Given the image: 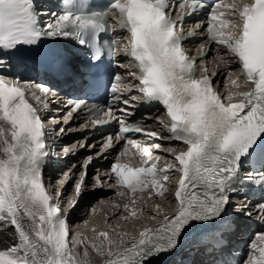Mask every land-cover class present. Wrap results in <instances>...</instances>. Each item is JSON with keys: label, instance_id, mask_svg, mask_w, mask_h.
<instances>
[{"label": "snow or ice", "instance_id": "6c2138e0", "mask_svg": "<svg viewBox=\"0 0 264 264\" xmlns=\"http://www.w3.org/2000/svg\"><path fill=\"white\" fill-rule=\"evenodd\" d=\"M73 2L69 0L70 4ZM170 2L174 0H113L106 9L90 12L80 5V10L66 11L41 28L34 0H0V50L33 46L45 35L79 37L82 46L91 40L99 58L102 44L108 43L99 42V34L111 30L108 17L118 15V27L130 33L127 55L137 62L140 91L148 100L164 106L171 138L186 146L174 155L175 162L167 166L181 174L175 187L178 207L174 216H165L155 228L145 227L138 238L124 247H119L122 238L113 239L107 231H99L91 238V247L98 255L107 256L104 264H146L153 254L174 249L189 225L207 224L219 217L228 203L229 185L239 172L241 157L264 136V0L243 6L233 4L231 9L214 4L209 10L207 31L214 42L226 47L231 57L224 64L238 63L243 86L250 87L249 91L235 94L240 97L237 102L227 104L207 75L197 78L198 69L182 48L185 37L175 29L184 15L202 10L201 3H181L180 7L190 8V12H182L179 20H173ZM224 12L236 19L221 21V26L233 23L237 35H225L216 26L217 15ZM3 63L0 58V66ZM119 80V75L114 77V94L121 91L116 86ZM18 81L0 75V221L5 228L14 227L16 240L0 250V264H91L88 245L80 238L68 239L67 214L61 212L43 183L42 169L50 149L46 147L41 118L26 99L30 82ZM43 91L50 90L44 86ZM31 96L39 99L35 93ZM122 102L127 106L128 101ZM132 130L122 127L120 131ZM135 131L141 129L137 127ZM172 151L175 153V149ZM148 155L149 148L144 147L141 156ZM111 172L116 185L126 189L118 192L121 197L142 193L149 184L154 189L163 187L162 182L169 180L167 172L157 170L155 163L133 168L114 162ZM249 178L264 184V172ZM75 188L79 193L81 184L77 183ZM70 203L74 206L75 202ZM131 203L135 205L136 200ZM123 208L127 211L129 204L125 203ZM136 215V211L130 213ZM129 218L123 217L126 221ZM155 218L153 215L152 219ZM260 218L264 220V215ZM257 242L264 243V233H258L250 244L246 264H264V247H258ZM81 244L83 259H79L77 251ZM257 251L259 256L255 255Z\"/></svg>", "mask_w": 264, "mask_h": 264}, {"label": "bare ground", "instance_id": "6f19581e", "mask_svg": "<svg viewBox=\"0 0 264 264\" xmlns=\"http://www.w3.org/2000/svg\"><path fill=\"white\" fill-rule=\"evenodd\" d=\"M208 58L213 59L211 54L208 55ZM229 64H231V67L227 68L228 65H224L219 58L214 59L210 64L212 69H215L218 72L217 77L214 79L215 84H223L224 87V82L229 84L232 80L236 79L238 71L234 68V63ZM229 72L232 74L229 75ZM126 78L128 79V77ZM239 81L240 80H237L232 87L236 89V84L239 86ZM239 87L242 88L241 86ZM227 94L228 96L233 95L230 90ZM62 97V95H58V97L54 98L52 104H54V102H58L60 109H58V107H54L49 117L54 118L64 115L67 108L61 100ZM77 120L78 122L81 121L79 119ZM76 125L77 121H71L69 124H63L64 132L72 130ZM149 125L156 126V123L151 122ZM78 139L79 137H71L69 140H64V145H68ZM83 153L84 155L82 157L90 155L93 151L84 148ZM162 156L167 160L169 159V156L166 154H163ZM77 168V166L74 168L66 166L62 168L61 172H65L64 170H71V173L74 174L77 172ZM59 176L60 174H57L54 178ZM105 179L106 177L102 174H99V176L95 178L87 177L86 187L82 193L84 196L78 201L75 208L72 209L73 214L69 218L71 223L78 222L80 224V228L75 236L82 239L84 244L88 245L89 261L91 264H104L107 259L106 255H98L91 247V238L94 235H97L101 229L107 231L113 239L122 238L123 244L119 245V247H124L130 243V240L138 236L137 232L141 227L149 226L150 224L153 225L155 222H159L162 216L172 213L173 210L177 208V206L172 203L169 195H164L163 199H159L157 201L152 198H148L147 196L141 198L138 196L131 198L124 196L122 197L124 199H121L118 193L113 191L111 188L105 190L100 188L94 192L93 187H96L94 186L95 181L103 184ZM132 198L136 200L135 205L131 203ZM125 203L129 204V209L127 211L123 208ZM157 205L160 206L159 209L156 208ZM132 211H137V215L134 217L130 216ZM126 215L130 217L127 221L123 219ZM153 215L156 216L155 219H152ZM251 215L254 216L253 210L251 211ZM14 232V227L8 226L5 228L4 222H0V250L16 243V240L14 239ZM9 233L12 235H9ZM84 244L77 247V251L80 254L79 259H83ZM258 247H264V245L259 244Z\"/></svg>", "mask_w": 264, "mask_h": 264}]
</instances>
